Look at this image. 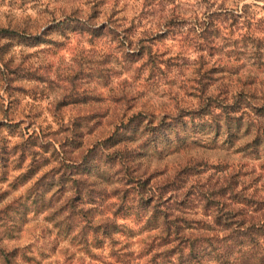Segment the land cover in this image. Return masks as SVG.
I'll return each instance as SVG.
<instances>
[{
    "label": "rangeland",
    "instance_id": "rangeland-1",
    "mask_svg": "<svg viewBox=\"0 0 264 264\" xmlns=\"http://www.w3.org/2000/svg\"><path fill=\"white\" fill-rule=\"evenodd\" d=\"M197 69L211 89L264 87V0H0V245L16 263L153 264L141 183L156 196L181 170L197 186L234 171L264 187L245 123L229 136L186 115L174 134Z\"/></svg>",
    "mask_w": 264,
    "mask_h": 264
},
{
    "label": "trees",
    "instance_id": "trees-1",
    "mask_svg": "<svg viewBox=\"0 0 264 264\" xmlns=\"http://www.w3.org/2000/svg\"><path fill=\"white\" fill-rule=\"evenodd\" d=\"M213 24L208 17L202 33H212L211 28H216ZM204 41L212 46L210 36H204ZM133 50L126 55H134L137 50ZM147 59L153 62V54L148 53ZM210 70H196L198 103L186 113L176 107L171 119L174 134H180L177 125L184 123L186 115L208 120L226 133L232 124L237 130L240 123H245L252 134L248 148L256 150L259 143H264V87L246 81L231 92L219 86L211 89L203 76ZM183 171L173 179L170 189L156 196L153 189H145L144 183L138 190L139 201L146 206L143 215L157 223L158 256L153 257V264H264V187L250 189L234 171L220 181L208 180L197 186L198 182L184 183L180 177ZM194 203L202 208L199 219L190 217L196 214L189 210ZM15 254L14 248L0 245L4 264H18Z\"/></svg>",
    "mask_w": 264,
    "mask_h": 264
}]
</instances>
